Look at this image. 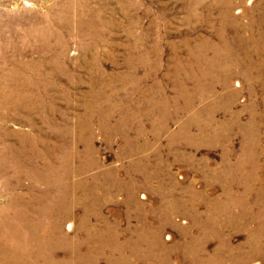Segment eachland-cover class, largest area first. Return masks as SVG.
Returning <instances> with one entry per match:
<instances>
[{
  "label": "rangeland",
  "instance_id": "rangeland-1",
  "mask_svg": "<svg viewBox=\"0 0 264 264\" xmlns=\"http://www.w3.org/2000/svg\"><path fill=\"white\" fill-rule=\"evenodd\" d=\"M204 1L0 0V56L6 48V59L30 67L25 75L38 88L32 94L47 110L1 119L0 152L34 137L53 156L61 148L65 156L75 153L69 163L86 172L79 176L88 180L84 188H96L94 202L49 220L71 243L42 247L44 258L27 264H264V52L257 81L236 77L229 90L220 85L202 97L183 72L197 46L217 47L226 9L238 27L227 24L221 34H239L236 46L256 61L258 45L264 50V0H230V7ZM81 4L96 21L92 29L78 27ZM45 19L64 23L62 48L51 41L54 52L46 54L41 43L24 41ZM204 48L207 61L217 49ZM5 68L0 62V76ZM223 97L232 105L228 114ZM188 98L190 107L181 109ZM12 170L0 164V208L17 195L28 199L29 182L16 186ZM24 219L10 213L0 224L37 232Z\"/></svg>",
  "mask_w": 264,
  "mask_h": 264
},
{
  "label": "bare ground",
  "instance_id": "bare-ground-1",
  "mask_svg": "<svg viewBox=\"0 0 264 264\" xmlns=\"http://www.w3.org/2000/svg\"><path fill=\"white\" fill-rule=\"evenodd\" d=\"M203 1L204 0H199V4ZM225 3L230 7V3H231L230 0H226ZM196 4H198V2H196ZM89 12L91 11L88 9V6L81 4V9L76 14V20H77L79 28H86L89 26V28L92 29L96 26V24L93 23L95 21L93 17L90 18L91 19L90 21L87 20V18L89 17ZM238 12H241V11H238ZM228 14H229L228 9L224 10L220 14L221 20L220 19L219 20L221 21L222 24L218 27V30H217V32L218 31L220 32L219 44H217V47L210 45L208 42L204 46L200 44L199 46H197L198 49L196 48V53L194 49L192 52L189 53L190 58L192 56V60H191L192 68L186 67V71H183L184 68L181 66L180 68L181 70H179V71H183L184 74L187 75V80H190L191 81L190 85L193 86L191 87V89L193 88L197 90V92L200 93V97L205 95L206 94L205 92L211 91L214 88H218L220 85L225 90L226 89L229 90V87L231 86V84H233L232 80L236 77H239V78L246 77V80L253 79L257 81L260 73L263 72V70L261 69L262 63H260L259 60L264 50L260 49V45H258L259 48L256 49L257 60L249 61L248 58L246 57L247 53L241 51L240 47H237L236 46L237 44H235V40L237 39L239 34L233 37L228 36L229 39H227L224 35L221 34V32L225 34V32L223 31V28L226 27L227 24L229 26H232L233 28H236V26L238 27V24L236 23L235 20L229 21L230 17ZM45 20L46 21H44L43 27L34 26L35 28H30L28 32L26 33L24 41H27V43L30 46L36 42L37 44L38 42L41 43L42 51H44V53L46 54V53H50L53 51L52 46H51V41L54 42L56 47L60 46V49L62 48V45H61L62 37H61L60 32L62 28L64 27V23L57 22L53 24L51 23V20H48V19H45ZM66 22H69V21H66ZM248 28L250 29V26H248ZM235 33H237V31ZM262 38L264 39V37ZM6 45H8L7 47L9 48L13 47V43L11 41L8 42V40H7ZM26 47L27 46L25 45V48ZM204 47L217 49L213 56L210 55L209 58H207V61L206 60L204 61V58H202L200 54V51L202 49L203 50L205 49ZM1 51H3V49ZM5 51H6V48H4L3 54L0 56V62L1 64L6 65L5 69L7 70L6 74H1L0 76V108L4 110L3 111L0 109V120L1 119L6 120V117L11 113V111L18 112L20 110L27 111V112L36 110L40 112L41 115L43 116L46 110V107L44 106V101L42 100L41 97H39V95L36 96L32 94L34 90L38 89L36 82L34 81L31 84L30 82L31 78L25 75V73L30 70V67L22 62H15V61L6 59L3 56ZM18 51H19L18 55L20 56L26 53L25 50H18ZM39 66L41 67L42 64L40 63ZM253 72L256 73L255 74L256 76H253ZM134 80H136L135 81L136 83L137 79H134ZM181 85L183 87L185 84H181ZM237 85L241 87V83L237 82ZM231 94L234 99V97H236L238 93L237 94L231 93ZM224 96H227V95H224ZM183 98L187 99L184 96ZM190 101H191V98H188V101L184 102L186 104L185 105L183 104L184 106L180 108L183 110L188 109L190 107L189 106ZM219 101H222L223 104L225 105L224 112L226 114H228L229 111L231 112L232 105L229 104L230 100L227 97H223V99H219ZM29 102H31L30 105H29ZM164 109L166 108L164 107ZM93 112H94L93 106L89 107L88 116L92 117ZM210 114L212 113L208 112L209 120H211L210 117L212 116ZM250 115L252 119L258 117L256 116V114H250ZM261 116L264 120V114ZM87 117H84L85 121ZM234 117H237V116H234ZM86 125L89 126V122ZM164 125H166V123ZM17 136H19L20 138L19 137L18 138L23 141L22 139L23 135L18 134ZM226 137H227V133L225 131L223 138H226ZM62 138L69 139L66 137H62ZM71 138L73 140L72 141L73 145L76 141L80 140L79 137L78 138L71 137ZM27 141H29V144L27 146L26 145L24 146L23 145H19V146H11V145L4 146L3 145L1 149L0 154L1 153L2 154L0 155V164H2V167L5 168L6 165L8 166L9 164H11L12 169H13L12 173L14 176L13 179H15L16 186H20L22 181L27 180L29 182V185H28L29 187H26L25 189L28 194V199L24 200L22 196L20 197L18 195L16 197H13L12 200L8 203V205H5L4 207L0 208V217H5L9 215L10 213H13L14 215L23 217V219L27 218L28 223L26 221L25 224L26 225L28 224L27 226L32 225V227H36L37 232H30V230L26 231L24 229L22 230L20 227H19L20 229L18 228L19 229L18 230L11 226H7L6 224L5 225L0 224V264H5V263L27 264L29 262L33 263L39 259L44 258L45 251L42 249V247H47V248H50L52 246L56 247V246H60L62 241L64 244H66L67 241L70 242L69 240L71 239L62 235L60 226L56 224V221H51L50 223L49 220L58 219L61 216V212L62 214L64 213L70 214L74 210L75 207L82 204L83 202H88V201L94 202V196H95L94 192L96 191V188L94 186H92L91 189L84 188L85 187L84 185L87 183L88 180L79 178L80 175L82 176L86 172L84 171V169L75 168L73 165H71V163H69L70 161L73 162L75 153L71 154L67 150L68 153L66 151L65 152L68 154V156H65L66 154L63 155V153H59V152H64L63 148H61L59 149L58 154L56 156H53L49 154L48 149L47 150L38 149V142H37L38 139L33 137L32 140H30L29 138L27 139ZM87 141L89 142L88 138H87ZM68 142L70 144L69 140ZM55 150L57 151L58 148L57 149L55 148ZM88 150L89 152L91 151L90 149ZM241 164L243 165V159L241 161ZM94 165L95 164L91 162L90 168ZM77 189L82 190V193L80 196L77 195L78 194ZM53 204H55V206ZM50 205L51 206L53 205L54 207H51ZM21 207H24V209L20 210ZM35 216L38 217L39 219H43V220L45 219L46 221L43 223H36V226H33L31 217H35ZM71 228H72L71 224H69L67 229L70 231ZM261 239L264 241V236ZM69 245L70 244H67V246ZM258 245H259V242H258ZM73 246L76 247V244L73 243ZM92 256H94V254L87 255L86 258H88V260L92 262H95V259ZM80 261L83 262L87 260H83L80 258Z\"/></svg>",
  "mask_w": 264,
  "mask_h": 264
}]
</instances>
